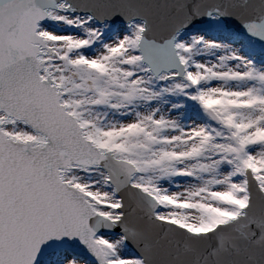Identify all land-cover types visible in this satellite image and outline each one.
I'll return each instance as SVG.
<instances>
[{"label": "snow or ice", "instance_id": "obj_1", "mask_svg": "<svg viewBox=\"0 0 264 264\" xmlns=\"http://www.w3.org/2000/svg\"><path fill=\"white\" fill-rule=\"evenodd\" d=\"M255 44L264 0H0V264H264Z\"/></svg>", "mask_w": 264, "mask_h": 264}, {"label": "rangeland", "instance_id": "obj_2", "mask_svg": "<svg viewBox=\"0 0 264 264\" xmlns=\"http://www.w3.org/2000/svg\"><path fill=\"white\" fill-rule=\"evenodd\" d=\"M252 48V50L255 52V53H258V56L259 58H264V48L260 46L258 47H254V45L250 46Z\"/></svg>", "mask_w": 264, "mask_h": 264}]
</instances>
